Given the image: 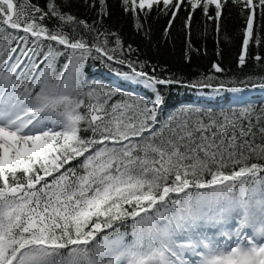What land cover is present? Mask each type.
I'll list each match as a JSON object with an SVG mask.
<instances>
[{
  "label": "snow or ice",
  "instance_id": "snow-or-ice-1",
  "mask_svg": "<svg viewBox=\"0 0 264 264\" xmlns=\"http://www.w3.org/2000/svg\"><path fill=\"white\" fill-rule=\"evenodd\" d=\"M228 4L247 12L243 67L250 44L264 45L254 35L264 0H121L138 27L153 9L170 16L166 32L185 11L189 43L197 10L219 33ZM85 6L92 23L65 0H0V264H264V164L252 162L264 160V108L242 97L264 90V76L185 82L138 70L115 55L107 0ZM89 60L127 63L116 75L149 94L90 80ZM173 84L203 103L162 118L159 86ZM224 93L235 100L217 112Z\"/></svg>",
  "mask_w": 264,
  "mask_h": 264
},
{
  "label": "trees",
  "instance_id": "trees-1",
  "mask_svg": "<svg viewBox=\"0 0 264 264\" xmlns=\"http://www.w3.org/2000/svg\"><path fill=\"white\" fill-rule=\"evenodd\" d=\"M14 2L20 4L23 0H14ZM29 2L44 8L47 0H29ZM253 2L257 3L258 0H253ZM65 3L68 5L66 10L80 19H86L89 23L96 19L95 12L85 6V0H65ZM107 5V15L103 17L102 21L104 29L115 33L123 45V51H117L115 55L120 59L133 62L138 70L139 66L143 64L144 71L150 74L155 68L157 74L162 77H176L185 82L207 75H215L221 80L243 78L247 75L264 76V62H258L252 58L255 54L264 56V45L255 47L250 44L249 57L246 58L245 65L243 67L238 65L247 12L242 14L241 9L237 6L232 4L225 6L219 33L215 30V22L205 20L201 11L197 10L192 22L191 42L189 43V33L184 26L187 13L183 10L166 32L170 16L157 15L155 9L147 18L141 17L140 24L142 27H138L134 16L122 10L121 0H107ZM209 11L210 14H214V6ZM55 23L54 20L49 21L48 26L51 28ZM262 24H264V20L261 19L259 9H257L254 35L264 33ZM19 34L22 35V32ZM11 46L16 47L15 42ZM111 46L112 43L110 42L109 47ZM63 59V57L60 58V64L63 63ZM213 64H219L225 69V72L214 73ZM129 71L127 63L121 65L99 60H89L86 68L90 80L124 88L126 85L123 82L116 85L110 76L116 75L117 72ZM159 88L164 98L160 113L162 118L168 114L179 115L182 108L194 107L203 103L204 98L199 97V92L191 88L175 84L161 85ZM126 89L131 91L133 95L149 94L147 90L141 87ZM245 101L254 105L259 111V109L264 108V93H254ZM233 102L231 93H224L219 97L218 102L212 104L211 107L217 112L221 109L227 110ZM82 135H91V133H82ZM257 143H259V136H257ZM252 162L264 164V160H253ZM249 183L251 184V181ZM121 230L124 231L125 229L122 228Z\"/></svg>",
  "mask_w": 264,
  "mask_h": 264
},
{
  "label": "rangeland",
  "instance_id": "rangeland-1",
  "mask_svg": "<svg viewBox=\"0 0 264 264\" xmlns=\"http://www.w3.org/2000/svg\"><path fill=\"white\" fill-rule=\"evenodd\" d=\"M115 79H117V81L124 82L123 77H116ZM132 87H135V86H132ZM141 88H143V87H141ZM261 92H263V91H260V90H257V91L256 90L247 91V92H245V93L242 94V97L245 100V99H248L249 97H251L254 93H261ZM198 96L199 97H202L200 94H198ZM231 96H232L233 99H235V94H232L231 93Z\"/></svg>",
  "mask_w": 264,
  "mask_h": 264
}]
</instances>
